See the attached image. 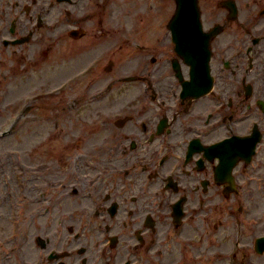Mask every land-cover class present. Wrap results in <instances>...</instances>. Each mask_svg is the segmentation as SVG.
<instances>
[{"label": "flooded vegetation", "instance_id": "obj_1", "mask_svg": "<svg viewBox=\"0 0 264 264\" xmlns=\"http://www.w3.org/2000/svg\"><path fill=\"white\" fill-rule=\"evenodd\" d=\"M190 4L204 38L184 42L209 43L214 89L183 101L172 0H0V87L40 83L39 71L59 82L29 89L18 108L21 134L32 116L52 128L43 196L63 221L94 211L98 224L48 232L41 264H94L84 252L102 242L104 264H230V233L218 232L230 218L243 224L238 259L264 264V0Z\"/></svg>", "mask_w": 264, "mask_h": 264}, {"label": "rangeland", "instance_id": "obj_2", "mask_svg": "<svg viewBox=\"0 0 264 264\" xmlns=\"http://www.w3.org/2000/svg\"><path fill=\"white\" fill-rule=\"evenodd\" d=\"M67 56V52H64L62 54L61 58H65ZM59 56L57 59H61ZM77 62H74L72 65H77ZM68 67L65 66L61 70L67 73ZM67 70V71H66ZM24 81L17 82L16 84L9 85L6 87L5 84H3L0 87V131L3 130V122L8 117L9 112L11 111V106L16 100L18 96H20L22 93L29 91V89L35 88L36 86L39 87V85L42 83H33L31 80V83L29 87L24 86ZM47 82V81H44ZM59 82H52L48 81L47 85H44L45 87L49 88L54 85H57ZM22 86L21 88H19ZM13 87H16L20 91H13ZM122 104V103H121ZM10 109V110H9ZM89 110L82 111L80 114H78L74 119L82 120L84 116L88 117V120L91 118V116L94 114V112L88 113ZM30 126L18 137L12 138L11 140H0V264H17L16 258L18 255H20L21 259H35L37 253V247H33L32 250L26 256L27 251H22L19 254V251H21L19 244L21 242V238L24 237L25 231L27 233L32 232V240L30 241V245L33 244V239L35 236H46V233L49 232V237H52V233L54 234L55 230V220L56 218L63 212L62 209H59L57 211V208H53L48 212V214L43 215V209H46V204L40 206H35V208L32 207V209L26 214L23 215L21 213V210L23 207H28L27 203L20 204L17 200V196L19 197V192L17 191L16 187L14 186L15 190L12 188L7 189L5 185V181L2 175L6 172V169L10 167H17V160L16 158H19V154H23L22 158H20L21 161L26 162L27 164H35L44 161V157L48 151H51L52 147V141H51V135H52V128L49 123L43 122V124L38 123L33 116L30 118ZM41 122V121H39ZM45 138H42V136ZM35 136V137H34ZM34 137V140L31 141ZM30 139V143H22L20 142L22 139ZM31 153H33L34 156H31ZM13 157V158H12ZM15 158V159H14ZM11 162V165L10 163ZM20 162V161H19ZM50 175V174H47ZM46 175V176H47ZM11 176L12 173H11ZM46 176L41 177L40 182L47 185L45 188L49 189V185L51 184L52 177L51 175L46 178ZM17 194V195H16ZM41 209L42 216H47L46 218H36L34 220L31 217V212H36L35 209ZM44 212H47L44 210ZM52 212V214H51ZM50 215V216H49ZM57 216V217H56ZM255 217H258V214H255ZM67 223V222H66ZM68 225L74 224L75 228L77 226V222L75 223H67ZM25 226V227H24ZM247 227H252L250 222H248ZM236 231V229H234ZM249 228H244V231L248 232ZM48 231V232H47ZM222 233H230L232 234V227L228 230H221ZM17 233L18 238L17 239H11V233ZM222 236V234L220 235ZM95 251H91V254L88 255V258H94ZM19 257V258H20ZM220 264H223V262H220ZM252 264H258L257 258H254L252 261Z\"/></svg>", "mask_w": 264, "mask_h": 264}, {"label": "water", "instance_id": "obj_3", "mask_svg": "<svg viewBox=\"0 0 264 264\" xmlns=\"http://www.w3.org/2000/svg\"><path fill=\"white\" fill-rule=\"evenodd\" d=\"M207 62H208V56L203 58V60L201 62V65L198 64V68L200 70L197 67H195V65H196L195 63H189V64L194 65V78L198 77V75L200 74L199 72L201 71V68H203L204 73L208 75V71H207V67H206L207 66Z\"/></svg>", "mask_w": 264, "mask_h": 264}, {"label": "bare ground", "instance_id": "obj_4", "mask_svg": "<svg viewBox=\"0 0 264 264\" xmlns=\"http://www.w3.org/2000/svg\"><path fill=\"white\" fill-rule=\"evenodd\" d=\"M71 207H72V206H70V205H69V206H66V208H71ZM74 209H77V207L75 206Z\"/></svg>", "mask_w": 264, "mask_h": 264}]
</instances>
